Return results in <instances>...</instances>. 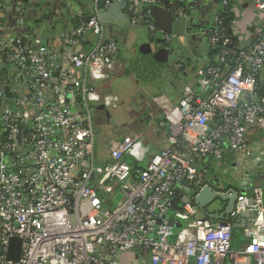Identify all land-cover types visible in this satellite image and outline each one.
Wrapping results in <instances>:
<instances>
[{
  "label": "built area",
  "instance_id": "2783aa9c",
  "mask_svg": "<svg viewBox=\"0 0 264 264\" xmlns=\"http://www.w3.org/2000/svg\"><path fill=\"white\" fill-rule=\"evenodd\" d=\"M108 1L125 2L134 17L158 2ZM213 1L233 10V0ZM257 10L261 23L247 48L230 49L220 20L210 43L222 67L201 70L178 103L153 99L164 113L169 147L137 170L127 160L143 152L136 137L116 143L109 163H97L94 117L107 97L95 85L125 68L98 15L79 16L61 49L36 46L27 34L0 42V264H118L125 253L141 255L144 264H225L230 256L264 264L262 186L253 188L251 209L246 195L238 197L235 212L256 216L237 254L231 223L203 217L188 203L173 210L199 179L201 161H221L226 149L251 156L247 133L264 125V1ZM90 35L95 41L86 48ZM15 238L21 256L12 262Z\"/></svg>",
  "mask_w": 264,
  "mask_h": 264
},
{
  "label": "crops",
  "instance_id": "0c3cea01",
  "mask_svg": "<svg viewBox=\"0 0 264 264\" xmlns=\"http://www.w3.org/2000/svg\"><path fill=\"white\" fill-rule=\"evenodd\" d=\"M157 1L141 9L138 17L129 12L127 4L113 11L110 5L105 9L107 22H101L104 39L118 44L117 59L125 68L95 85L107 97L103 105L111 114L108 118L106 113L97 110L94 117L96 158L100 166L110 162L116 143L136 137L143 152L140 151V156L129 155L127 160L135 169L134 163L145 168L154 154L169 147L165 116L153 99L166 96L178 103L185 86H197L201 70L211 65L222 67L218 64L219 52H213L218 48L210 43L211 32L217 28L224 12L221 6L213 0ZM262 1L233 0L230 32L236 51L251 44L253 28L261 23L257 5ZM145 14L157 33L150 32ZM81 15L99 17L97 3L92 0H0V42L16 34H27L36 46L61 49L64 37L74 32ZM20 18L24 21L22 26L18 25ZM163 34L171 37L170 44ZM94 41L92 35L88 36L86 48ZM4 73L0 64V80ZM247 143L250 158H238L226 149L221 161L208 158L198 168L200 182L216 191L235 190L246 195V204L251 209L253 188L264 189V125L248 131ZM185 197L184 194L182 199ZM224 208V205L219 207L221 213ZM249 212H235L234 222L229 221L233 228V254L241 252L248 243L245 230L251 223ZM225 264L256 263L247 257L230 256Z\"/></svg>",
  "mask_w": 264,
  "mask_h": 264
},
{
  "label": "water",
  "instance_id": "95a60500",
  "mask_svg": "<svg viewBox=\"0 0 264 264\" xmlns=\"http://www.w3.org/2000/svg\"><path fill=\"white\" fill-rule=\"evenodd\" d=\"M97 8L99 11V18L103 24H106V16L105 9L109 6L110 10H116L117 8L126 6L125 2H111L108 0H98ZM97 110L106 113L108 118H111V114L108 111L106 105H100L97 107ZM148 121V118L146 119ZM133 154L135 156H140L139 150H134ZM219 183V182H218ZM185 199L181 200L179 198L175 199L173 202V210L176 211L180 208L181 204H191L197 206L205 217L209 219H217L223 222H234L235 218L233 215L236 210V203L238 201V197L240 193L238 191L232 190L229 192L225 191H216L210 185H204L203 182H200L199 179H195L189 187L185 189ZM217 205V210H212V207ZM224 205V212H220L219 207ZM250 222L256 216V213L251 211L248 213ZM174 224V222H172ZM175 227L179 228L180 225H175ZM251 227V223L248 228ZM21 247L22 242L20 239L15 238L10 242V250H9V260L12 262H17L21 256Z\"/></svg>",
  "mask_w": 264,
  "mask_h": 264
},
{
  "label": "rangeland",
  "instance_id": "374dc122",
  "mask_svg": "<svg viewBox=\"0 0 264 264\" xmlns=\"http://www.w3.org/2000/svg\"><path fill=\"white\" fill-rule=\"evenodd\" d=\"M235 154V153H234ZM237 155V154H236ZM238 158H241L240 155H238ZM134 166L138 169H143L142 167H139L140 164L134 163ZM218 206L215 205L212 207V210H217ZM118 264H144L145 258H143L141 255H137L136 253H125V254H119L117 256Z\"/></svg>",
  "mask_w": 264,
  "mask_h": 264
},
{
  "label": "trees",
  "instance_id": "16d2710c",
  "mask_svg": "<svg viewBox=\"0 0 264 264\" xmlns=\"http://www.w3.org/2000/svg\"><path fill=\"white\" fill-rule=\"evenodd\" d=\"M220 19L223 21V27L225 29V32L223 33V35H224V37L230 39V41H231L230 49L235 52V49H234V46H233L234 45V40H233L232 34L230 32L231 15H230L229 12L224 11L222 16L220 17ZM213 52L215 54L216 52H218V49H214ZM137 169L138 168H136V170Z\"/></svg>",
  "mask_w": 264,
  "mask_h": 264
}]
</instances>
